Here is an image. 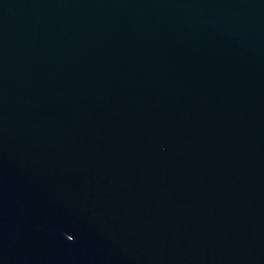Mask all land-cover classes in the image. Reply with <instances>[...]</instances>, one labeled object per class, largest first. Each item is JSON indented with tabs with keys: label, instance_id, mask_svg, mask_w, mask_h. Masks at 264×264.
I'll return each instance as SVG.
<instances>
[{
	"label": "water",
	"instance_id": "95a60500",
	"mask_svg": "<svg viewBox=\"0 0 264 264\" xmlns=\"http://www.w3.org/2000/svg\"><path fill=\"white\" fill-rule=\"evenodd\" d=\"M0 264H264V0H0Z\"/></svg>",
	"mask_w": 264,
	"mask_h": 264
}]
</instances>
